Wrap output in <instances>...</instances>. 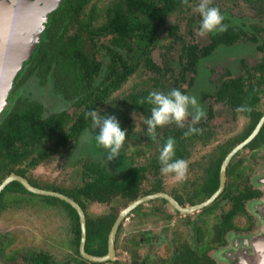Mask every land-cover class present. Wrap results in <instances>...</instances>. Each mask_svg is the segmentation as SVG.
<instances>
[{"label":"trees","instance_id":"16d2710c","mask_svg":"<svg viewBox=\"0 0 264 264\" xmlns=\"http://www.w3.org/2000/svg\"><path fill=\"white\" fill-rule=\"evenodd\" d=\"M89 1H61L60 5L49 14L42 37L27 60L26 68L21 69L16 77L17 83L20 84L21 78V81H24L38 74L39 78L52 82V86L60 91L63 99L78 110L72 115L65 109L46 114L45 105L41 101L22 95L26 85L22 87V90L20 87H14L7 96L8 105L0 116V182L11 172L30 178L28 174L32 176L31 171L38 164L62 153L61 149L66 147L71 139L78 140L81 134L91 126L90 120L85 116L88 110H98L100 105L110 102L112 107L110 110L116 114L115 117L121 119H123L121 116L129 109L150 115L151 106L146 102L141 103L149 91L167 92L172 88H179L188 94V88L192 87L196 80H199V85H206L197 78L201 61L220 46H231L245 38L256 45L257 50L262 54L261 61L244 76H227L228 78L219 79L215 85L213 97L218 102L226 103L234 114L240 113L249 118V122L235 140L220 144L216 152L203 156L198 163L199 168L197 167L199 173L195 175L196 171L194 172L195 180L192 183H197L187 192V199L174 194L181 203H197L208 198L219 186L220 168L225 156L237 142L252 132L264 114L258 106L261 95L264 94V22H261L264 11L258 16V20L250 24L238 25L232 22L228 13L220 10L224 16L223 23L226 29L222 32L209 33V40L201 45L198 42L186 40V36L179 33L181 21L184 20L188 26V34L192 35L195 28L199 29V13L191 10V4L196 0H112L105 6L103 15L99 14L97 9H92L84 17V9ZM243 1L257 12H261L264 7V0ZM173 16L179 17V22L170 21ZM95 19H101L97 26L92 24ZM74 25H77L76 31L69 33L70 27ZM163 30H167L168 36L173 38L167 45V49H176V53L171 58L164 55L163 64L160 65L152 59L151 54L159 43V35ZM98 39L106 41L102 43L97 41ZM0 58L3 59L1 53ZM6 64L10 66L9 62ZM143 67L150 73L149 79L145 82L147 85L131 91L122 102H114L113 93L120 90L128 79ZM256 72L259 74L256 75ZM190 73L193 75L188 77ZM185 83L188 84L187 87L184 86ZM207 95L209 94L205 89L198 92V103L204 106L203 101ZM203 106L200 107L204 109L203 113L206 116L204 120L201 118L199 123L194 125L200 129L197 133L185 135L192 124L178 127L175 122L167 124L162 132L161 126L156 129L153 137L155 139L159 136L162 146L168 137L174 138L175 156L173 158L186 160L190 144L198 142L206 144L211 141L213 131L209 122L214 112L211 107ZM133 136L132 126H129L123 147L129 145ZM262 144H264V124L257 136L245 147L254 149ZM93 145L96 151L97 147L94 143ZM139 151L144 152L137 150ZM121 157L122 155L117 156L114 162L117 168L123 171L120 177L115 176L114 170L97 158L84 163L83 182L75 187L41 185L38 179L39 183H34L40 187L63 192L79 202L86 214V250L91 254L103 255L107 252L108 236L122 207L127 206L140 195L161 190L164 187L163 182L157 179L148 191L143 192L141 185L146 179L147 165L129 164L127 166ZM152 166L155 169L159 167L158 157L153 160ZM234 167L235 165L231 163L227 170L224 192L218 200L204 208L203 212H213L218 201L227 197L234 184L240 186L243 183V180L238 179L239 175H235ZM241 189L248 188L244 185ZM5 191H19L38 196L51 205H61L68 210L73 223L77 254L72 264H120L118 259L95 263L81 256L79 216L76 209L65 200L56 196L31 193L19 181H12L0 196V212L5 205ZM23 198L22 195H15L12 199L19 203ZM233 200L235 207L232 206L228 212H224L214 224V229L217 230L214 237L210 231L209 237L206 238L205 229L198 227L197 238L204 242L203 247H196L188 241L178 242L175 244L177 256L173 259H178L183 264H219L206 251L222 242L225 230L232 225L241 197L235 196ZM90 202L108 204L109 210L99 215H90L87 211ZM138 212L141 213L140 206L132 211V213ZM122 226L123 222L117 234L116 248H118L119 232ZM181 252L188 257V260H183L184 256H180ZM131 255L129 264H150L148 256L141 259L136 249L131 251ZM26 259L31 264H53L49 256L43 252L32 253Z\"/></svg>","mask_w":264,"mask_h":264},{"label":"rangeland","instance_id":"374dc122","mask_svg":"<svg viewBox=\"0 0 264 264\" xmlns=\"http://www.w3.org/2000/svg\"><path fill=\"white\" fill-rule=\"evenodd\" d=\"M110 1L112 0H90L84 9L83 16L85 17L87 12L92 9H97L98 13L103 15L105 6ZM199 2L200 0L193 2L191 10H195ZM211 3L213 6L228 13L231 16L232 22L238 25L250 24L258 20V16L264 11L263 7L261 12H257L256 9L250 7L243 0H211ZM34 11L36 10L34 9ZM178 18L173 16L170 18V21L179 22ZM101 19H95L92 24L97 26ZM261 22H264V17H261ZM76 29L77 25L71 26L69 33H73ZM179 33L185 35L186 40L198 42L201 45L209 40V33L200 35L198 28H195L192 35L188 34V26H186L185 20L181 21ZM172 39V36H168L167 30H163L160 33L159 43L154 47L151 54L152 59L156 63L162 65L164 55H167V58H171L176 53V49H167V45ZM97 41L103 43L106 40L98 39ZM261 59L262 54L257 50L256 45L243 38L234 45L220 46L211 55L201 61L197 78L201 79V82L206 85H199V80H196L194 85L188 88V94L197 98V93L202 89H205L209 94L205 97L203 103L204 106L211 107L214 112L213 118L211 117L212 119L210 120V126L216 130L217 139L225 140L240 135L248 119L240 113L234 114L226 103L215 100L213 97L215 85L222 77L228 78L246 75L247 71H252ZM258 74L256 72V75ZM191 75L193 74L190 73L188 77ZM149 77L150 73L144 67L140 68L120 90L113 93L112 100L117 103L119 101L122 102L131 91L146 86L145 82ZM204 80L207 81L204 82ZM25 84L26 88L22 91V95H28V98H35L41 101L45 105L46 114L63 109L67 110L71 115L77 112L78 109L63 99V95L52 86V82H46L44 79L39 78L38 74L32 75L27 79ZM187 85V83L184 84L185 87ZM109 104L110 102L100 105L97 111L102 115L116 116L110 110L112 107ZM199 106H203V104L200 103ZM258 106L264 111V94L261 95ZM200 108L204 112V109ZM147 116L143 112L129 109L126 111V114L121 116L123 119L116 117L123 128L127 129L129 126H132V133L134 135L127 147L122 146L121 151L123 153L120 154L122 155L121 159L124 160L127 166L129 164L147 165L146 179L141 185L143 192L149 190L157 179L163 182L165 190L179 191L183 194L189 192L193 185L192 181L195 180L194 172L196 171L195 175L197 172L199 173L197 170L199 168L198 163L202 160L204 154L214 149L216 142L214 140L208 142V144L198 142L190 146L189 155L186 159L188 165L186 174L183 179H177L172 173H162L160 163L157 169L152 166L153 160L159 155L162 144L160 143L159 136L154 139L153 135L149 136L147 134V125L143 123V119ZM205 116L204 114L203 120ZM189 124H192L190 116L186 117L184 121V125ZM166 126L167 124L161 126L160 131L162 132ZM96 131L98 129L91 128L90 126L81 134L78 140L71 139L66 147L61 149L62 153L52 156L49 160L39 165L37 169L32 170V176L40 180L41 185L51 184L58 187L72 188L83 182L82 170L84 163L97 158L102 160L110 169L114 170L115 176H122L123 171L117 168V164L114 163L116 157L109 161L107 160L105 150L100 148H97L96 151L94 150L95 147L91 135ZM137 150H143L144 152L140 153ZM241 154L247 157L245 163L247 166L251 160H255L258 157L257 154L250 157L249 150L247 149L241 151ZM261 156L262 158L258 161L260 166L255 168V170H264V154ZM246 176L249 178V184L261 185L260 188L264 187L263 182H253L255 176L252 174V171L249 170ZM252 176L253 179L250 178ZM186 177H190V180L184 181ZM31 196V200H24V203L20 204L10 198L9 205L0 212V264H31L26 258H29L32 253L41 252L46 253L53 264H72L74 256H76L75 233L72 228L73 223L67 211L61 205H51L41 200L38 196ZM229 205L228 200H222L220 207H217L214 214H211L207 218L206 216H199L197 212L190 213L189 216L184 217V215L175 212L170 204L160 199L145 203L142 207L143 212L140 215L131 214L124 221L115 259H118L120 264H129L132 259L131 251L136 249L140 256H148L156 264H170V258L174 252V244L188 241L191 245H194L195 230L192 223H187V218H194L202 224L205 223V228L211 229L216 221H218L222 208L227 209ZM108 210L109 205L99 202H90L87 207L90 215H99ZM167 214H170L171 217L168 218ZM205 220L206 222H204ZM261 221L264 225V217H262ZM263 231L264 228L261 225V229L258 232L261 233ZM240 232L228 234L226 244L220 248L209 250L208 254L221 264H237L236 256L239 255L240 250L243 248H249V243L255 234H243ZM145 233L147 237H150V240L144 243L140 239ZM138 239L141 242H139V245ZM249 254H251V251ZM180 256H184V261L188 258L182 252ZM179 261H175L174 263L183 264Z\"/></svg>","mask_w":264,"mask_h":264},{"label":"flooded vegetation","instance_id":"af4514ba","mask_svg":"<svg viewBox=\"0 0 264 264\" xmlns=\"http://www.w3.org/2000/svg\"><path fill=\"white\" fill-rule=\"evenodd\" d=\"M8 2V3H7ZM22 2V4H20ZM25 3V4H24ZM32 4V3H30L29 1H27V0H20L19 2H17L16 0H0V45H1V42H2V40H3V36H2V30L3 31H5V34H7V33H9V32H11V33H9V34H16L17 36H18V31H16V28L17 29H19V27H21V28H23L24 26H27V25H29L27 28H25L24 29V31H23V34H22V49H23V52L26 50V47H27V44H26V42H28V36L31 34V31H32V29H33V27L35 26L36 27V25H37V20H38V18H36L35 20L36 21H34V22H32L31 24H28V21H31V20H34V14L33 13H38V15H39V11L37 12V10H38V7H34V5H30V6H32L31 8H29L28 7V5L27 4ZM15 5V6H14ZM19 5H22V7L20 8L19 7ZM28 8V10L26 9L25 11L23 10V8ZM34 8H37V10L36 11H34ZM19 9H21V10H19ZM24 11V12H23ZM28 12H31V14H30V16L28 17L27 15V13ZM25 17V19H26V22L25 23H22V22H18V20L19 19H21V18H24ZM15 37V36H14ZM1 47V46H0ZM0 53L2 54V56H3V52H2V50H1V48H0ZM4 57V56H3ZM3 60V59H2ZM2 60H0V63L2 62ZM28 59H26L25 61H24V63H23V65H22V67L19 69V71H18V73H17V75L19 74V72H20V70L21 69H24V68H26V66H27V61ZM4 61V60H3ZM7 62H9V65H10V60H8ZM6 62V63H7ZM6 63H4V64H1L0 65V68L4 65L6 68H8V65L6 64ZM5 68V69H6ZM10 69V68H9ZM6 70H8V69H6ZM2 75L3 76H5V74L2 72ZM17 75H16V77H17ZM1 77V76H0ZM16 77H15V79H14V81H13V85H12V87H11V89H10V91H12L13 90V88L15 87V88H18V87H20L21 88V90H22V87L23 86H25L26 84V79L24 80V81H21L22 80V78H21V80H20V84H18L17 83V79H16ZM9 91V92H10ZM9 101L7 100V103H8ZM6 105H8V104H6ZM5 105V107H7ZM5 107L3 108V110L5 109ZM3 110H2V112H3ZM2 112H1V114H2ZM1 116V115H0ZM213 118V117H212ZM211 118V119H212ZM247 118V117H246ZM205 119V118H204ZM248 119V122H249V118H247ZM247 122V123H248ZM209 125H210V122H209ZM257 125V124H256ZM212 128V127H211ZM245 128V127H244ZM244 128H243V130H244ZM255 128V127H254ZM243 130H242V132H243ZM261 130V129H260ZM212 131H213V134H212V137H211V141H215L216 142V144H215V146H214V149L212 150V151H209V152H207L206 154H209V153H211V152H216L217 150H218V147L220 146V144H225V143H227L228 141H231V140H235V138H237L238 136H236V137H234V138H227V139H225V140H219V139H217V132H216V130L215 129H213L212 128ZM259 133V132H258ZM242 134V133H241ZM250 135V134H249ZM248 135V136H249ZM247 136V137H248ZM257 136V135H256ZM255 136V137H256ZM247 137H245V138H247ZM254 137V138H255ZM244 138V139H245ZM253 138V139H254ZM244 139H242V140H244ZM252 139V140H253ZM242 140H240L239 142H241ZM251 140V141H252ZM250 141V142H251ZM239 142H237L235 145H237ZM199 143H201V142H199ZM249 143V142H248ZM247 143V144H248ZM196 143H192V144H190L189 145V147L190 146H192V145H195ZM203 144V143H202ZM206 144H208V143H206ZM247 144H245L240 150H238L232 157H231V159H230V161H229V163H228V165H227V168H226V182H227V170H228V168H229V166H230V164L232 163V164H234L235 165V167H234V173H235V175L237 176V175H239V177H238V179L239 180H243V183L239 186V185H236V184H234V187H233V189L227 194V197H223V198H221L219 201H218V203L216 204V207L214 208V211L213 212H203V209L204 208H206V207H208V206H210L211 204H213L216 200H218L219 199V197H220V195L224 192V190H225V188H226V185H225V188H224V190H223V192L211 203V204H209L208 206H206V207H203V208H201V209H198V210H194V211H191V212H188V213H183V212H181L179 209H177L167 198H165V197H161V196H158V197H155V198H152V199H150V200H147V201H145V202H143L142 204H140V205H138L137 207H139L140 206V208H141V213L143 212V209H142V207L144 206V204L145 203H148V202H150V201H153V200H155V199H160L161 201H163V202H165V203H168V204H170L171 205V207L174 209V211L175 212H177V213H179V214H182V215H184V217H187V216H189L190 215V213H195V212H197V213H199V216H206L207 218L209 217V216H211V214H214V212L216 211V209H217V207H220V203H221V201L222 200H228L229 201V203H230V205H229V207L227 208V209H224V208H222V210H221V213H220V216H219V219L221 218V215L224 213V212H228L229 211V209L232 207V206H234V200H233V197H235V196H238V197H241V201L238 203L239 204V207L237 208V213H235L234 214V216H233V219H232V225L230 226V228H228L227 230H225V234H224V239H223V241L222 242H219L218 244H217V246H215V247H212V248H209V249H207V251H206V253L208 254V251L209 250H211V249H215V248H220V247H222V246H224L225 244H226V239L228 238L227 237V235L228 234H230L231 232L232 233H239V231H241L240 233H243V234H246V233H255L254 235H253V238L251 239V241H250V246H249V248H247V247H245V249L243 248L242 250H240V252H239V255H237L236 256V260H237V264H242L241 262H243V259L245 258V259H247V258H249L250 256H254V255H257V253H256V246H257V242L255 241L256 239H258V238H264V231L263 232H261V233H259L258 231L261 229V225L263 226V228H264V225H263V222L261 221L262 220V217H264V201H263V199H264V197H263V194H264V187L263 188H260V186H256V185H251V184H249V182H248V180H249V178H247V176H246V174L248 173V171L250 170V171H252V174L255 176V179H253V176L252 177H250V178H252L253 179V182L254 183H261V182H263L264 183V170H255V168H257V167H259L260 165L258 164V161H260V159L262 158V156L261 155H263L264 154V144H262L261 146H259V147H257V148H254V149H252V148H250V147H245ZM234 145V146H235ZM233 146V147H234ZM232 147V148H233ZM231 148V149H232ZM231 149H230V151H231ZM245 149H247V150H249V156L251 157V156H255L256 154L258 155V157L255 159V160H251L248 164V166L247 165H245V163H246V160H247V157L245 156V155H243V154H241V151H243V150H245ZM229 151V152H230ZM228 152V153H229ZM227 153V154H228ZM205 155V154H204ZM226 157V156H225ZM249 157V158H250ZM258 159V160H257ZM224 160V159H223ZM223 162V161H222ZM42 164V163H41ZM41 164H38V166L37 167H35L33 170H35V169H37L38 167H39V165H41ZM222 164V163H221ZM11 173H16V174H18V175H22L23 177H25V178H27L28 180H29V182L32 184V185H34V186H37V185H35L34 183H39V181H37V179L34 177V178H32V176H31V174L29 173L28 175H30L29 177L30 178H32V179H30V178H28L27 176H25V175H23V174H20V173H17V172H11ZM11 173H9V174H11ZM8 176V175H7ZM6 176V177H7ZM5 177V178H6ZM5 178H3V180L5 179ZM195 179V178H194ZM3 180L0 182V184L3 182ZM188 180H190V177H186L185 178V180L184 181H188ZM15 181H17V180H15ZM37 181V182H36ZM238 182V181H237ZM11 183V182H10ZM9 183V184H10ZM21 183V182H20ZM197 182H194V184H196ZM22 184V183H21ZM194 184L192 185V187L194 186ZM244 185L248 188V189H244V190H242L241 189V187H244ZM8 185H6L5 186V188L7 187ZM37 187H40V186H37ZM4 188V189H5ZM42 188H45V187H42ZM64 188V187H63ZM4 189L2 190V192L4 191ZM46 189H48V188H46ZM53 190V189H52ZM29 191V190H28ZM148 191V190H147ZM244 192V194H242L243 192ZM2 192H1V194H2ZM6 192V191H5ZM29 192H31V191H29ZM157 192H164V193H166V194H168V195H170L171 197H173L182 207H186V206H191V205H194V204H196V203H189V202H185V203H181V201L174 195V194H178L179 196H182L184 199H187V193H185V194H183V193H181V192H179V191H177V192H175V191H168V190H165V188L163 187L161 190H157V191H153V192H148V193H145V194H143V195H140L139 197H142V196H145V195H148V194H154V193H157ZM175 192V193H174ZM31 193H33V192H31ZM1 194H0V196H1ZM34 194H38V193H34ZM14 195H22V196H24V198L19 202V204L20 203H24V200H31L32 199V196L30 197V195L29 194H24V193H22V192H11V191H7L6 192V194H5V196H6V200H5V205H4V208H3V210L9 205L8 203H9V199L10 198H13V196ZM38 195H43V194H38ZM30 197V198H29ZM139 197H137V198H139ZM40 198V197H39ZM136 198V199H137ZM41 199V198H40ZM74 199V198H73ZM207 199V198H206ZM259 199H261V200H259ZM8 200V201H7ZM42 200V199H41ZM205 200V199H204ZM76 201V200H75ZM134 201V200H133ZM203 201V200H202ZM201 201V202H202ZM260 201V202H259ZM132 202V201H131ZM79 203V202H78ZM197 203H199V202H197ZM259 203V204H258ZM70 204V203H69ZM104 204V203H103ZM108 205V204H107ZM55 206H57V205H55ZM72 206V205H71ZM63 207V206H62ZM73 207V206H72ZM126 206H124V207H122L121 208V210L119 211V213L125 208ZM136 207V208H137ZM235 207V206H234ZM63 208H65V207H63ZM74 208V207H73ZM135 209V208H134ZM133 209V210H134ZM2 210V211H3ZM66 211H67V214L69 215V212H68V210L67 209H65ZM132 210V211H133ZM132 211L126 216V218L127 217H129L131 214H135V215H140L141 213L140 212H138V213H132ZM118 213V214H119ZM118 216V215H117ZM69 217H70V215H69ZM167 217L168 218H170L171 217V215L170 214H167ZM126 218L122 221L123 223H124V221L126 220ZM218 219V220H219ZM70 220H71V218H70ZM121 222V223H122ZM204 222H206V220L204 221ZM217 222V221H216ZM261 222H262V224H261ZM187 223H192L193 224V229L195 230L194 231V246H196V247H199V248H202L203 247V244H204V242L203 241H201V240H199L198 238H197V228L198 227H201V228H204L205 229V233H206V236L208 237L209 235H207L210 231H212V233H213V237H214V235H215V233L217 232V230L216 229H214V225L212 226V228L210 229V228H205V223H201V222H199L198 220L196 221L194 218L193 219H191V218H187ZM121 225V224H120ZM120 227V226H119ZM123 227V226H122ZM81 229V228H80ZM112 229V228H111ZM118 231H119V228H118ZM118 231H117V234H118ZM121 232V231H120ZM120 232H119V236H120ZM206 237V238H207ZM80 239H81V236H80ZM116 240H117V235H116ZM150 240V237H147V235H146V233L141 237V239H140V241H142V242H148ZM118 241H119V239H118ZM138 241V245L141 243L140 241H139V239L137 240ZM86 242H87V240H86ZM140 242V243H139ZM256 243V244H255ZM116 244V243H115ZM79 245H80V242H79ZM174 252H173V255L171 256V258H170V264H175L174 262L175 261H178V259L177 260H174L173 259V257H176L177 255L175 254V250H176V248H175V244H174ZM115 248H116V246H115ZM85 249H86V245H85ZM116 251H117V248H116ZM251 251V254H249V252ZM79 252H80V250H79ZM209 255V254H208ZM82 256V255H81ZM140 256V255H139ZM210 256V255H209ZM75 257H77V254H76V256H74V261H75ZM83 257V256H82ZM141 257V259L143 258V257H145V256H140ZM211 257V256H210ZM84 258V257H83ZM147 258V257H146ZM216 263H219V262H217L216 260H215V258H213V257H211ZM86 259V258H85ZM88 260V259H87ZM115 260V259H114ZM187 260H188V258H187ZM88 261H90V260H88ZM148 261L150 262V264H156L152 259H150L149 257H148ZM90 262H93V261H90ZM107 262V261H106ZM95 263H97V262H95ZM219 264H221V263H219Z\"/></svg>","mask_w":264,"mask_h":264},{"label":"clouds","instance_id":"9594fccd","mask_svg":"<svg viewBox=\"0 0 264 264\" xmlns=\"http://www.w3.org/2000/svg\"><path fill=\"white\" fill-rule=\"evenodd\" d=\"M195 10L199 13V33L222 32L226 29L223 23L224 16L220 9L213 6L211 0H200ZM150 105V115L143 119L147 125L146 132L149 136L155 135L159 126L175 122L178 127L184 126L186 117H191L192 125L188 127L185 135L197 133L199 128L194 125L199 123L204 113L200 108L197 98L172 88L167 92L152 90L141 101ZM237 110H240L238 106ZM135 115V114H134ZM90 120L91 128L98 129L92 134L93 143L97 148L105 150L107 160L111 161L121 153V148L126 140L127 129L121 126L115 116L102 115L96 109L85 113ZM175 156V140L168 137L159 150L158 161L161 164V172L172 173L177 179H183L187 171V161ZM257 264H264V241H258L256 246ZM247 264V261H244Z\"/></svg>","mask_w":264,"mask_h":264},{"label":"water","instance_id":"95a60500","mask_svg":"<svg viewBox=\"0 0 264 264\" xmlns=\"http://www.w3.org/2000/svg\"><path fill=\"white\" fill-rule=\"evenodd\" d=\"M27 1H29L33 5H36L35 2H39V15H38V20H37L38 22H37L36 27L35 26L33 27L31 34L28 36V42L26 43L27 44L26 50L22 54H19L16 57V59L11 61L10 66L8 68L5 67L6 69H9L12 66L10 72L5 76H3L1 74L2 72H0V76H1L0 77V84H1V87H0V115H1L3 108L7 104V96L9 95V91L13 85V81H14L19 69L22 67L24 61L26 59L30 58L31 53L35 49L37 42L40 41V39L42 37V32L45 29L46 22L48 21V18H49V14L60 5L62 0H27ZM9 56L10 55H8V57H3L4 61H2L0 63V65L7 62L9 60ZM0 60H2V59L0 58ZM263 124H264V114L262 115V117L258 121L255 128L252 130L250 135L247 138H245L244 140H242L241 142H239L237 145H235L231 149V151L226 155V157L224 158V160L221 164V168H220V177H219L218 188L213 192V194L211 196H209L207 199L203 200L202 202L196 203V204L191 205V206L182 207L173 197H171L170 195H168L164 192H157L154 194H148V195L139 197V198L135 199L134 201L130 202L118 214V216H117V218H116V220L112 226V229L109 233V236H108V250L103 255L91 254L85 249L86 240H87L86 214H85V211L82 208V206L77 201H75L71 196H69L63 192L57 191V190L46 189V188L34 186L29 182V180L27 178L23 177L22 175H18L16 173L9 174L3 180V182L0 184V194L6 185H8L12 181L17 180V181L21 182L27 190H29L33 193L56 196V197H59V198L65 200L66 202L70 203L76 209L78 216H79L80 228H81V239H80V245H79L80 254L84 258H86L90 261H93V262H106L109 260H114L116 258L115 243H116V235H117L118 228H119L121 222L126 218V216L134 208H136L138 205L142 204L143 202L150 200L152 198L158 197V196L167 198L177 209H179L183 213H188V212L198 210V209H201L203 207L208 206L223 192V190L225 188V185H226V168H227V165H228L231 157L238 150H240L245 144L250 142L258 134V132L262 128ZM263 239L264 238H258L255 241L257 242V241L263 240ZM245 260L247 261V264H257V255H254V256L252 255L247 259L244 258L243 262H241V263L244 264Z\"/></svg>","mask_w":264,"mask_h":264},{"label":"bare ground","instance_id":"6f19581e","mask_svg":"<svg viewBox=\"0 0 264 264\" xmlns=\"http://www.w3.org/2000/svg\"><path fill=\"white\" fill-rule=\"evenodd\" d=\"M17 2H19L20 0H16ZM22 4V2L20 3ZM25 4V3H24ZM27 4V3H26ZM36 5H34V7H38V10L37 8H34L35 10H37V12L39 11V2H35ZM29 8H31L32 6L30 5H33V4H27ZM19 7L21 8L22 5H19ZM25 7V6H24ZM28 10V8H23V10ZM21 10V9H19ZM23 11V12H24ZM28 17L30 16L31 12H28L27 13ZM34 14V20H31V21H28V24H31L32 22L36 21L35 19L38 18V13H33ZM18 22H22V23H25L26 22V19L25 17L24 18H21L18 20ZM29 25L27 26H24L23 28L19 27V29L16 28V31H18V36L16 34H5V31L2 30V42H1V50L3 52V56L4 57H8L9 56V60H10V63L11 61H13L14 59H16V57L19 55V54H22L23 53V49H22V34H23V31L25 28H27ZM15 36V37H14ZM18 59V58H17ZM12 66L10 67L9 70H6L5 69V66L3 65L1 68H0V72H3L5 75H7L10 70H11ZM259 241H264L263 240H259Z\"/></svg>","mask_w":264,"mask_h":264}]
</instances>
